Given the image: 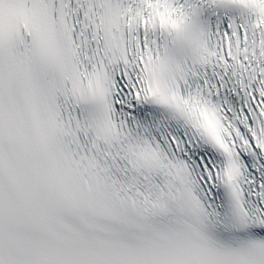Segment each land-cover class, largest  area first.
Returning <instances> with one entry per match:
<instances>
[{
  "label": "snow or ice",
  "instance_id": "1",
  "mask_svg": "<svg viewBox=\"0 0 264 264\" xmlns=\"http://www.w3.org/2000/svg\"><path fill=\"white\" fill-rule=\"evenodd\" d=\"M0 264H264V0H0Z\"/></svg>",
  "mask_w": 264,
  "mask_h": 264
}]
</instances>
